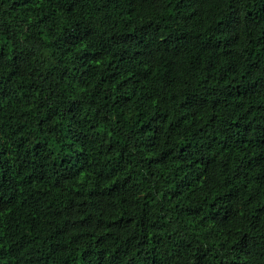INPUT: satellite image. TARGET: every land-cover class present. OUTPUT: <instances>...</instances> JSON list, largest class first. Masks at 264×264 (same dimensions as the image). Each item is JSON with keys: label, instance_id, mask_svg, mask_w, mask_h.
I'll return each instance as SVG.
<instances>
[{"label": "trees", "instance_id": "obj_1", "mask_svg": "<svg viewBox=\"0 0 264 264\" xmlns=\"http://www.w3.org/2000/svg\"><path fill=\"white\" fill-rule=\"evenodd\" d=\"M0 264H264V0H0Z\"/></svg>", "mask_w": 264, "mask_h": 264}]
</instances>
